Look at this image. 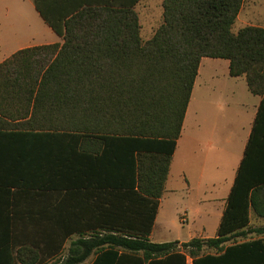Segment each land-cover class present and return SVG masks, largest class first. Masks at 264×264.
I'll use <instances>...</instances> for the list:
<instances>
[{
    "label": "trees",
    "instance_id": "16d2710c",
    "mask_svg": "<svg viewBox=\"0 0 264 264\" xmlns=\"http://www.w3.org/2000/svg\"><path fill=\"white\" fill-rule=\"evenodd\" d=\"M139 1L34 0L61 42L23 48L0 63V129L61 133L70 174L94 175L82 190L70 184L52 209L53 230L80 234L54 264H82L91 254V264H186L187 257L192 264H264V225L251 223V215L264 218V27L232 30L243 0H162L163 21L143 41ZM203 57L227 59L229 75H244L261 101L216 236L152 242ZM87 140L93 147H84ZM127 159L136 180L111 183L108 169L115 160L124 171ZM3 219L0 232L9 229ZM66 240L24 244L0 263H34L45 247L56 253Z\"/></svg>",
    "mask_w": 264,
    "mask_h": 264
},
{
    "label": "crops",
    "instance_id": "0c3cea01",
    "mask_svg": "<svg viewBox=\"0 0 264 264\" xmlns=\"http://www.w3.org/2000/svg\"><path fill=\"white\" fill-rule=\"evenodd\" d=\"M142 1L145 0L137 2L135 8ZM158 1L161 6L162 0ZM23 22L29 26L25 35ZM248 24L264 27V17L261 23H245ZM57 42H61L60 37L39 15L34 0H0V63L23 48ZM209 58L203 57L199 63L149 235L152 242L216 236L261 101L259 95L249 91L244 75H229L227 59ZM47 121L40 120L38 124L47 125ZM66 141L61 133L46 130L0 129V216L5 224L9 223V229L0 232L6 247L5 257L0 260L15 258L24 244L46 246V240L69 239L78 234L64 236L52 229L57 222L52 209L66 197L70 184L77 181L79 191L88 179H94L93 173L82 168L70 174ZM84 147L93 146L87 140ZM115 163L114 160V167L108 169L111 183L136 180L130 160L120 172ZM177 206L181 209L175 215L180 225L187 226V239L168 240L165 232L175 223L170 211ZM253 219L264 221L251 215V223ZM64 250V245L56 253L45 247L31 264H54L51 261L55 257H67L69 248L67 253ZM94 258L91 254L82 264H91ZM11 264L21 263L13 260ZM186 264H192L190 257Z\"/></svg>",
    "mask_w": 264,
    "mask_h": 264
},
{
    "label": "rangeland",
    "instance_id": "374dc122",
    "mask_svg": "<svg viewBox=\"0 0 264 264\" xmlns=\"http://www.w3.org/2000/svg\"><path fill=\"white\" fill-rule=\"evenodd\" d=\"M263 2L264 0H243L242 7L238 13L237 19L235 20L232 26V30L234 32L237 31L239 28L243 27L245 23H253V24H255L256 22L261 23L264 17V15L262 14V10H264V6H261V3ZM145 3H147V5ZM135 10L138 14L139 23L141 26V29H140L141 38L143 41H146L152 37L156 29L160 26V24L163 21L162 2L160 6V3L158 0H145L139 3L137 7L135 8ZM22 27H23L22 28L23 35L28 34L29 26H26L25 23L23 22ZM209 59H212V58H209ZM224 61L226 60L224 59ZM219 70L221 71L222 68L219 67ZM128 159L126 160V162L128 161ZM180 209L181 207L177 206L172 211H170V214L173 215L175 223L171 226V229L165 232V238L168 240L174 239V238H179L182 240L187 239V236L185 233V229L187 226L180 225L179 220L178 218H176V215H175L176 211L178 212L180 211ZM262 225H264V221L262 222V221H257L253 219L252 226H262ZM79 237H80V234L79 235L76 234L73 237L66 240L64 244L65 253H67V249L69 248L71 241H74ZM256 237L258 236L255 234H250L246 239H251V238H256ZM246 239L237 238L236 241L240 242ZM59 260H62L61 256H59L58 258L55 257L51 262H57Z\"/></svg>",
    "mask_w": 264,
    "mask_h": 264
},
{
    "label": "built area",
    "instance_id": "2783aa9c",
    "mask_svg": "<svg viewBox=\"0 0 264 264\" xmlns=\"http://www.w3.org/2000/svg\"><path fill=\"white\" fill-rule=\"evenodd\" d=\"M182 219V221H184V218H181Z\"/></svg>",
    "mask_w": 264,
    "mask_h": 264
}]
</instances>
